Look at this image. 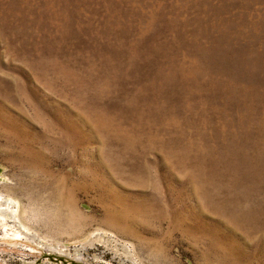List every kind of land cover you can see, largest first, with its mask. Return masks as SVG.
<instances>
[{"label":"rangeland","instance_id":"374dc122","mask_svg":"<svg viewBox=\"0 0 264 264\" xmlns=\"http://www.w3.org/2000/svg\"><path fill=\"white\" fill-rule=\"evenodd\" d=\"M5 206L0 264H264V0H0Z\"/></svg>","mask_w":264,"mask_h":264},{"label":"bare ground","instance_id":"6f19581e","mask_svg":"<svg viewBox=\"0 0 264 264\" xmlns=\"http://www.w3.org/2000/svg\"><path fill=\"white\" fill-rule=\"evenodd\" d=\"M23 211L9 210V207H0V227L3 231L4 236H13V237H22L24 234H28V229L25 226H21V229H16L14 227L15 219L19 217V215H23ZM8 216L11 217L13 224H9ZM17 220V219H16ZM19 223V222H18ZM28 236V235H27Z\"/></svg>","mask_w":264,"mask_h":264}]
</instances>
